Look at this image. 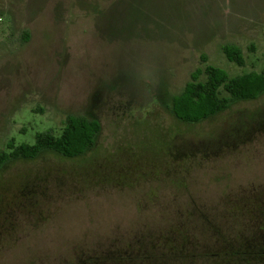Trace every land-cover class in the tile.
<instances>
[{"label": "rangeland", "instance_id": "obj_1", "mask_svg": "<svg viewBox=\"0 0 264 264\" xmlns=\"http://www.w3.org/2000/svg\"><path fill=\"white\" fill-rule=\"evenodd\" d=\"M206 65L264 72V0H0V149L102 127L0 171V264H264V130H225L264 94L199 123L168 108Z\"/></svg>", "mask_w": 264, "mask_h": 264}, {"label": "trees", "instance_id": "obj_2", "mask_svg": "<svg viewBox=\"0 0 264 264\" xmlns=\"http://www.w3.org/2000/svg\"><path fill=\"white\" fill-rule=\"evenodd\" d=\"M28 34L24 37L27 39ZM226 58L240 66L246 65L242 50L235 44L223 47ZM264 94V72L255 70L231 75L228 70L206 65L191 74L180 94L172 97L170 111L181 121L199 123L215 116L233 104L251 101ZM227 135L234 140H246L252 131L264 130V107L242 112L226 123ZM101 123L83 115H69L58 133L53 130L38 132L35 142L17 144L14 138L0 149V171L8 164L19 160H33L46 152L67 158L85 154L96 145L101 132Z\"/></svg>", "mask_w": 264, "mask_h": 264}]
</instances>
